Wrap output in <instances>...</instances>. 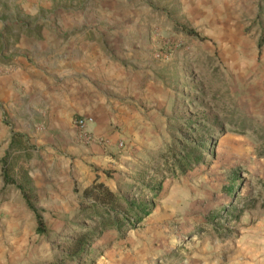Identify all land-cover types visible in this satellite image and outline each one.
<instances>
[{
    "label": "rangeland",
    "instance_id": "rangeland-1",
    "mask_svg": "<svg viewBox=\"0 0 264 264\" xmlns=\"http://www.w3.org/2000/svg\"><path fill=\"white\" fill-rule=\"evenodd\" d=\"M185 8V0H0V61L15 52L30 27L50 33L83 19L105 29L107 13L150 14L138 21V30L126 26L127 18L111 17L117 24L111 34L119 35L115 60L134 71L141 64L166 88L163 100L140 105L143 115L151 113L143 118L149 128L143 121L117 129L121 156L109 169L122 193L148 199L149 190L144 187L141 195L135 186L162 152L180 143L204 147L202 162L192 169L166 171L153 211L135 228L103 232L87 256L66 264H264V93L247 94L236 79L223 78L211 39L192 26ZM58 184H42L34 196L48 233L37 235L33 221L23 249L6 264L53 262L65 251L61 239L70 236L64 233L72 225H91L75 218L79 206L70 187L64 184L65 193L55 195Z\"/></svg>",
    "mask_w": 264,
    "mask_h": 264
},
{
    "label": "crops",
    "instance_id": "crops-1",
    "mask_svg": "<svg viewBox=\"0 0 264 264\" xmlns=\"http://www.w3.org/2000/svg\"><path fill=\"white\" fill-rule=\"evenodd\" d=\"M185 4L192 26L211 39L223 78L236 79L247 94L264 93V0H185ZM107 14L127 18L126 26L132 30L141 27V18L148 21L150 16ZM111 17L106 31L83 19L50 33L30 27L15 43V52L0 61V160L15 154L14 162L24 165L31 201L40 213L43 208L36 206L34 196L42 184L53 189L52 184L59 182L53 191L58 197L57 191L65 193L66 184L77 194L78 206V197L95 182L120 191L109 169L121 156L117 140L123 136L117 129L122 125L125 131L143 121L149 128L143 118L151 113L143 115L140 105L166 96L159 75L140 68L141 64L134 71L115 60L119 35L111 34L117 25ZM119 52L125 58L126 50L120 47ZM80 118L86 119L84 127L76 124ZM14 178L23 181L19 173ZM0 183V193L5 192L0 196V264H6L23 249L33 221L35 231L36 218L21 189L3 180L1 162Z\"/></svg>",
    "mask_w": 264,
    "mask_h": 264
},
{
    "label": "trees",
    "instance_id": "trees-1",
    "mask_svg": "<svg viewBox=\"0 0 264 264\" xmlns=\"http://www.w3.org/2000/svg\"><path fill=\"white\" fill-rule=\"evenodd\" d=\"M40 26L37 25L36 28L40 29ZM179 30L188 35H198L195 29L184 26H180ZM194 124L198 125V130L206 128L203 124ZM16 136L21 137L20 134ZM203 148V145L198 143H180L178 147H171L169 150L162 152L161 156L152 162V168L141 172L140 182L135 186V191L138 193L146 187L150 192L148 199L113 191L102 182H95L87 186L82 195L78 197L79 211L75 218L89 221L91 225L80 223L72 225V228L64 233L70 234V236L61 239L66 245L65 251L55 261L47 264H66L67 261L73 262L76 259H83V256L88 255L91 243L97 240L103 232L112 229L126 231L135 228L153 211L154 200L161 192L162 183L167 177L166 171H169L170 175H175L176 170L183 174L192 169L196 164L202 162L203 155L201 151ZM14 156L15 154L8 153L0 160L3 180L5 183H15L21 189L29 208L35 213V233L38 235L46 234L48 229L44 219L31 201L33 194L27 187V181H25L24 165H17L12 159ZM15 173L21 174V178H23L21 183H17L15 180ZM106 174L109 175V170L106 171ZM233 186L234 184L230 186V191ZM139 194L142 195V193Z\"/></svg>",
    "mask_w": 264,
    "mask_h": 264
},
{
    "label": "built area",
    "instance_id": "built-area-1",
    "mask_svg": "<svg viewBox=\"0 0 264 264\" xmlns=\"http://www.w3.org/2000/svg\"><path fill=\"white\" fill-rule=\"evenodd\" d=\"M86 123V119L85 118H80L76 121V124L78 127H84V124Z\"/></svg>",
    "mask_w": 264,
    "mask_h": 264
}]
</instances>
